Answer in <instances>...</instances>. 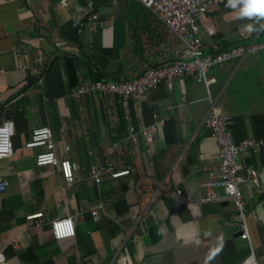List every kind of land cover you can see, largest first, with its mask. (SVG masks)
Returning <instances> with one entry per match:
<instances>
[{"label": "crops", "instance_id": "crops-1", "mask_svg": "<svg viewBox=\"0 0 264 264\" xmlns=\"http://www.w3.org/2000/svg\"><path fill=\"white\" fill-rule=\"evenodd\" d=\"M61 1L0 0V121L9 116L15 123V153L0 161V177L9 182L0 193V250L8 264H244L251 245L264 264V50L209 70L217 79L211 94L230 117L236 141L261 142L241 156L242 169L256 168L260 182L241 186L250 244L236 233L232 202L203 203L196 217L183 200L205 196V168L220 162L204 123L209 102L203 83L192 76L171 89L161 83L131 102L128 118L118 98L91 94L77 103L72 97L78 86L69 85L68 59L75 61L79 83L132 80L187 57L183 43L152 12L126 0H95L103 27L79 32L74 19L84 0L69 8ZM251 22L225 5L212 6L200 22L203 51L248 44L257 33L246 30ZM155 114L167 122L149 153L143 140L137 146L127 139V128L152 125ZM41 126L54 130L60 160L79 166L71 184L61 168L37 166L42 149L25 147ZM98 159L128 167L131 175H106L96 184L89 167ZM170 190L181 191L182 199ZM68 216H75L76 235L55 239L51 222Z\"/></svg>", "mask_w": 264, "mask_h": 264}, {"label": "built area", "instance_id": "built-area-1", "mask_svg": "<svg viewBox=\"0 0 264 264\" xmlns=\"http://www.w3.org/2000/svg\"><path fill=\"white\" fill-rule=\"evenodd\" d=\"M83 0H62L61 8H69L71 4ZM123 0H111L114 5H118ZM161 21L170 33L178 38L184 45L183 53L187 56L174 62L164 63L163 65L146 70L141 76L132 80L120 81H96L89 83L81 81L79 86L73 91L72 97L77 103H81L84 97L97 94L104 97L118 98L124 110L125 117H129L130 104L132 101L141 102L150 92L154 91L159 84L165 83L171 89L174 83L186 76H192L195 80L204 84L207 91L209 110L204 119L206 127L210 130L211 136L215 141L220 162L205 168L208 180L204 184L206 189L205 196L195 198H183L187 207L196 217L200 215L199 206L209 202H232L237 209V219L239 228L236 233L238 236L247 240L251 244V235L248 224V213L246 202L241 191V186L247 188L253 185H260L258 170L256 168L242 169L241 156L250 150L257 149L261 142L258 140H245L237 142L230 128V117L225 115L221 108L217 106L215 98L211 94V87L217 83L215 77L209 76V70L215 66L231 61L243 60L248 54H257L264 50V40H257L262 31L253 34V40L248 44H240L227 50H220L213 54H206L203 51L204 41L201 36L200 22L207 14L209 9L215 5H226L227 0H136ZM74 27L81 32L86 28L92 33L99 32L103 23L101 15L96 7L95 0H84L81 12L74 19ZM38 82L42 84V79ZM14 121L3 118L0 121V128H3L5 121ZM167 119L154 115L152 125H131L127 128V139L134 145L145 143L147 151L151 153L152 144L158 139V128L164 126ZM61 134H66L65 127L61 128ZM14 134L10 136L12 145L11 155L1 160L12 157L15 153ZM26 148L42 149L36 156V164L39 167L57 166L61 168L64 178L71 184L75 179V172L79 166L70 160H60L57 155V138L54 130L50 126L36 127L30 139L27 141ZM114 149L119 148V144L113 145ZM67 149H69L67 147ZM90 155H94L91 152ZM95 162L89 167L90 176L96 184L103 182L104 176L109 179L117 180L131 175L128 167L115 168L112 160L105 159ZM9 187V182L0 177V193L5 192ZM264 189V188H263ZM222 190L223 193L218 192ZM172 196L182 199L181 191H169ZM102 204L90 209L94 215L98 214V209ZM42 214L30 216V219L41 217ZM51 231L57 240H65L76 235L75 216L56 218L51 222ZM18 247L17 244H15ZM0 264H8L6 256L0 250ZM244 264H259V259L253 251L245 260Z\"/></svg>", "mask_w": 264, "mask_h": 264}, {"label": "clouds", "instance_id": "clouds-1", "mask_svg": "<svg viewBox=\"0 0 264 264\" xmlns=\"http://www.w3.org/2000/svg\"><path fill=\"white\" fill-rule=\"evenodd\" d=\"M225 6L235 10L238 19L252 20L246 25L249 33L264 31V0H227ZM13 134L14 123L6 120L4 127L0 128V159L11 155L10 136Z\"/></svg>", "mask_w": 264, "mask_h": 264}, {"label": "trees", "instance_id": "trees-1", "mask_svg": "<svg viewBox=\"0 0 264 264\" xmlns=\"http://www.w3.org/2000/svg\"><path fill=\"white\" fill-rule=\"evenodd\" d=\"M126 1L129 2L130 4H138L141 7H143L144 9H146L143 5H141L136 0H126ZM66 69H67V75H68L70 87L75 88V87L79 86L78 84H80V83H79L78 71H77V66L75 64L74 59H68L67 60Z\"/></svg>", "mask_w": 264, "mask_h": 264}, {"label": "water", "instance_id": "water-1", "mask_svg": "<svg viewBox=\"0 0 264 264\" xmlns=\"http://www.w3.org/2000/svg\"><path fill=\"white\" fill-rule=\"evenodd\" d=\"M174 61H177V60H174ZM174 61H166V62L160 63V64H158V65H156V66H153V67H151V68H156V67H159V66L163 65L164 63L174 62ZM151 68H149V69H151ZM149 69H148V70H149ZM7 119H11V118L8 116Z\"/></svg>", "mask_w": 264, "mask_h": 264}, {"label": "rangeland", "instance_id": "rangeland-1", "mask_svg": "<svg viewBox=\"0 0 264 264\" xmlns=\"http://www.w3.org/2000/svg\"><path fill=\"white\" fill-rule=\"evenodd\" d=\"M262 38H259V40H261ZM150 42L152 45H155L156 46V43L153 42V40L150 39Z\"/></svg>", "mask_w": 264, "mask_h": 264}]
</instances>
